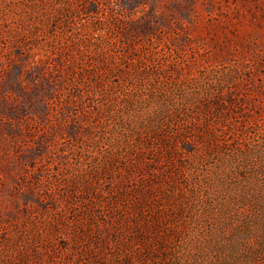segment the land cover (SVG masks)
Here are the masks:
<instances>
[{
  "label": "rangeland",
  "instance_id": "rangeland-1",
  "mask_svg": "<svg viewBox=\"0 0 264 264\" xmlns=\"http://www.w3.org/2000/svg\"><path fill=\"white\" fill-rule=\"evenodd\" d=\"M0 264H264V0H0Z\"/></svg>",
  "mask_w": 264,
  "mask_h": 264
}]
</instances>
